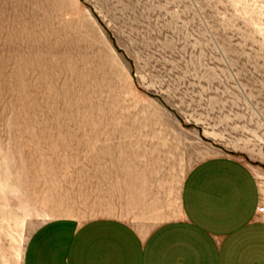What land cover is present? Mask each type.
<instances>
[{
	"label": "rangeland",
	"instance_id": "374dc122",
	"mask_svg": "<svg viewBox=\"0 0 264 264\" xmlns=\"http://www.w3.org/2000/svg\"><path fill=\"white\" fill-rule=\"evenodd\" d=\"M217 155L264 189V0H0V264L47 221L178 217Z\"/></svg>",
	"mask_w": 264,
	"mask_h": 264
},
{
	"label": "crops",
	"instance_id": "0c3cea01",
	"mask_svg": "<svg viewBox=\"0 0 264 264\" xmlns=\"http://www.w3.org/2000/svg\"><path fill=\"white\" fill-rule=\"evenodd\" d=\"M24 264H264V189L241 160L208 157L186 174L178 217L147 231L112 217L47 221Z\"/></svg>",
	"mask_w": 264,
	"mask_h": 264
}]
</instances>
